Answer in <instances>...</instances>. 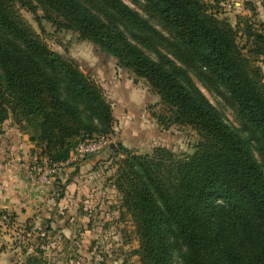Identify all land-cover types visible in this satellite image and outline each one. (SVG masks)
<instances>
[{"label":"trees","instance_id":"1","mask_svg":"<svg viewBox=\"0 0 264 264\" xmlns=\"http://www.w3.org/2000/svg\"><path fill=\"white\" fill-rule=\"evenodd\" d=\"M142 1L168 37L123 0H0V125L10 118L39 150L36 158L50 163L112 131L102 87L50 48L19 7L41 9L58 29L76 32L144 80L162 104L161 128L189 127L198 136L187 155L109 147L118 157L112 186L133 222L138 263L264 264V24L246 15L231 24L207 0ZM182 65L197 68L228 100L260 162Z\"/></svg>","mask_w":264,"mask_h":264},{"label":"rangeland","instance_id":"2","mask_svg":"<svg viewBox=\"0 0 264 264\" xmlns=\"http://www.w3.org/2000/svg\"><path fill=\"white\" fill-rule=\"evenodd\" d=\"M123 1L164 36H169L142 0ZM207 1L217 4L220 16L231 24L235 23L237 15L251 16L253 22L264 24V0ZM19 9L50 48L74 58L81 70L102 87L112 105L114 123L107 134L109 145L105 153L98 156L93 165L63 167L48 188L49 195L29 221L17 224L9 215L0 222V250L9 252L12 264H139L133 252L138 247L133 222L120 207V195L112 186L114 161L118 157L111 156L109 147L119 142L138 154H150L155 147H165L176 154L187 155L192 152L198 136L189 127L161 128L155 117L161 112L162 104L144 80L135 79L128 70L118 68L114 59L100 55L91 42L80 39L76 32L58 29L44 19L41 9L36 14L25 7ZM239 42L242 44L244 38ZM158 47L166 53L165 44ZM145 50L151 54L150 50ZM258 65L264 76V63ZM182 67L225 121L249 140L254 157L260 162L256 142L228 100L203 79L197 68ZM123 82L129 87L121 86ZM9 124L16 125L9 118L0 125V132ZM34 161L36 157L27 164ZM173 264L181 263L175 258Z\"/></svg>","mask_w":264,"mask_h":264},{"label":"crops","instance_id":"3","mask_svg":"<svg viewBox=\"0 0 264 264\" xmlns=\"http://www.w3.org/2000/svg\"><path fill=\"white\" fill-rule=\"evenodd\" d=\"M121 86L129 87L126 82ZM11 125L0 132V209L6 212L7 218L12 215L17 224H24L50 192L49 187L33 186L24 177L25 166L37 156L39 150L30 142L27 133L21 132L16 125L15 127ZM103 153L105 150L91 155L92 157L76 166L93 165L96 158ZM12 262L13 258H10L9 252L1 249L0 264Z\"/></svg>","mask_w":264,"mask_h":264},{"label":"built area","instance_id":"4","mask_svg":"<svg viewBox=\"0 0 264 264\" xmlns=\"http://www.w3.org/2000/svg\"><path fill=\"white\" fill-rule=\"evenodd\" d=\"M109 145L107 135H97L91 139L80 142L74 150L70 152L69 158L65 162L50 163L47 159H37L25 166L24 177L33 186L51 187L59 171L68 165L75 166L87 157L102 152ZM1 211V209H0ZM6 216L0 218V222Z\"/></svg>","mask_w":264,"mask_h":264}]
</instances>
